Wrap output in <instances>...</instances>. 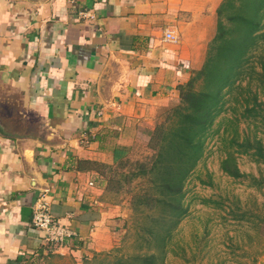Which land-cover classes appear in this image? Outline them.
Masks as SVG:
<instances>
[{
  "label": "crops",
  "instance_id": "0c3cea01",
  "mask_svg": "<svg viewBox=\"0 0 264 264\" xmlns=\"http://www.w3.org/2000/svg\"><path fill=\"white\" fill-rule=\"evenodd\" d=\"M220 2L0 0V264H81L120 245L128 200L111 169L139 156L178 102ZM46 188L51 213L76 233L63 245L31 224Z\"/></svg>",
  "mask_w": 264,
  "mask_h": 264
},
{
  "label": "trees",
  "instance_id": "16d2710c",
  "mask_svg": "<svg viewBox=\"0 0 264 264\" xmlns=\"http://www.w3.org/2000/svg\"><path fill=\"white\" fill-rule=\"evenodd\" d=\"M253 74L264 88V0H221L216 9L215 32L207 44L203 63L191 72L186 82L179 84L178 102L165 107L159 114L154 128L148 132L146 155L139 153L137 157L122 158L111 169L114 172L109 178L111 187L116 175L119 176L116 179L127 182L136 178L146 180L147 186L142 192L133 193V204L137 210H142V204L158 210V216L152 221L158 247L165 245L186 209L185 183L205 153L206 140L215 119L226 109L225 95L232 94L233 100L242 106L241 110L230 106L237 113L233 114V122L240 119L236 118L239 113L244 118L250 117V113L255 120L260 114L256 91L251 92V102L246 97L238 100V95L251 91ZM232 129L229 146L264 162L263 140L255 136L240 138L236 123ZM234 159L232 153H228L221 161V169L239 176L241 173ZM115 189L120 190L116 186ZM148 229L152 233V226ZM164 256L165 250L137 252L112 259L96 253L85 263L162 264Z\"/></svg>",
  "mask_w": 264,
  "mask_h": 264
},
{
  "label": "rangeland",
  "instance_id": "374dc122",
  "mask_svg": "<svg viewBox=\"0 0 264 264\" xmlns=\"http://www.w3.org/2000/svg\"><path fill=\"white\" fill-rule=\"evenodd\" d=\"M253 76L251 91L238 95V100L246 97L251 102V92L256 91L260 114L255 120L250 113L247 118L239 113L236 118L240 119L233 122V114L237 113L230 106H236L237 110L242 106L233 100L232 94L225 95L226 109L215 119L205 153L185 183L186 209L162 248L154 241L153 218L158 216V210L143 204L142 210H137L133 204V193L142 192L146 180L136 178L127 182L116 179L118 175L113 178L112 187L120 188L118 195L128 200L129 216L120 245L99 252L101 257L112 259L165 250L162 264H264V162L255 160L251 154L234 151L228 142L234 123L240 138L255 136L264 142V88ZM142 149L140 154L146 155L148 149ZM228 153L234 156V165L241 175L233 176L221 169V161ZM151 226L152 233L148 229ZM85 260L88 259L81 264H90ZM49 264L77 263L72 258L54 256L49 258Z\"/></svg>",
  "mask_w": 264,
  "mask_h": 264
},
{
  "label": "built area",
  "instance_id": "2783aa9c",
  "mask_svg": "<svg viewBox=\"0 0 264 264\" xmlns=\"http://www.w3.org/2000/svg\"><path fill=\"white\" fill-rule=\"evenodd\" d=\"M78 2L80 0H70ZM81 16H86L87 13L83 10L78 12ZM167 37L173 38L170 32L166 33ZM93 184V182H90ZM48 189L43 190L37 197L32 206L31 224L42 232V238L45 242L54 245H63L71 239L76 233L73 228L60 222L50 211L49 202L47 200Z\"/></svg>",
  "mask_w": 264,
  "mask_h": 264
}]
</instances>
